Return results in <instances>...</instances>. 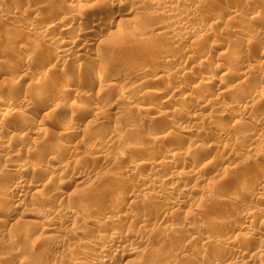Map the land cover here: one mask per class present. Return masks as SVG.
<instances>
[{
    "label": "rangeland",
    "instance_id": "1",
    "mask_svg": "<svg viewBox=\"0 0 264 264\" xmlns=\"http://www.w3.org/2000/svg\"><path fill=\"white\" fill-rule=\"evenodd\" d=\"M102 1L0 0V70L1 67L2 71L5 68L3 73L6 76H0V90L11 91L15 88L14 86L20 83L17 89L19 91L11 95L9 102L12 104L9 106L20 115L15 114V117L9 119L7 114L0 113V127H3L0 128V146H2L0 147V220L4 219L5 223L4 226L0 224V264H68L75 259V255L70 254L67 249H59L57 252L52 249L54 253L48 249L49 252L45 254L49 256L43 255L45 258H41V255L35 259L29 252L31 248H35L37 238L41 235L38 231L39 226L41 228L42 225L47 224L45 211L58 212L54 223L63 228L61 229L62 234L58 237L69 238V248L76 249L77 246L84 243L92 246V242L97 236L96 228L85 224V228L89 226L91 229L88 227L80 229L84 223L78 221L73 213L88 209V206H93V208L95 205L101 206L107 202L106 199L108 200L119 193L127 194L125 197L129 198L133 186L137 196L140 194L142 197L139 195L140 197L133 200L132 207L136 210L134 211L135 216L124 219L122 224L118 225L117 232L119 241H121L119 247L123 246L122 243L125 245L137 244V240H141L140 244H137L140 253L137 257H127L122 264L126 262V264H168L169 262V264H212L215 260L219 264H264V255H262L264 254V243L261 242V239L264 242L263 236L261 238L258 235H251L250 237L249 232L245 230V228H250L249 221L241 215L244 211L253 217L264 214V116L260 115L261 112L264 113V94L262 96L254 95L252 91L254 85L264 86V53H262L264 38L258 39L256 44L248 42L251 37L257 35L253 33L255 27H258L255 29L264 27V17L262 18L264 14L257 19L259 20L258 23L256 22L258 25L255 24V27L252 25L253 32L245 20L253 18L262 10L264 0H170L168 4L178 7L177 19L186 22V25L191 28L193 26L195 29H189V31L175 29L173 38L154 30L159 24L160 26L165 25L164 27L171 26L172 17L166 19V17L158 15L159 10L151 5L152 9L146 1H143L142 5L140 3L133 7H136L135 15H138H130L125 18L127 22L129 19L131 20L129 24L125 22L124 25L123 22L122 26L120 23L118 27L116 24L108 28L106 22L111 20L115 13L127 12L132 3L131 0H120L121 5L109 7L107 2ZM232 7L233 11L229 12L228 9ZM98 14L105 17V21L103 20L104 22L99 26L104 33L100 39L92 42L88 53L72 51L73 54L70 53L65 59L59 60L61 62H58L57 58L54 60L56 56L54 54H57V43L63 39L60 37V29L69 25L72 21L71 17L76 18L77 16L74 21L77 24L74 29L67 32L65 39L68 37L69 40L80 35L84 29H92L93 21L99 16ZM239 17L242 19L239 20ZM163 18L165 22H163ZM244 22L248 25H244L246 24ZM54 24H57V27L55 25L52 37L48 36L50 39L52 38L49 42H45L43 45V43H37L34 40L36 33L46 35V29ZM260 29L264 30V28ZM235 30L240 31L236 33ZM240 33L247 36V41H245V36ZM176 34H178L177 37ZM237 35L245 39L241 45L244 46L243 48L253 45L254 48L252 45L250 46L249 51L252 56L249 52V57L257 69L255 67V71L253 69V72L241 79H237L238 75L236 71H233L234 74L232 73L230 79L223 80L221 74L229 66L219 56H223L224 52L226 56L228 55L227 46L239 38ZM249 36L251 37L249 38ZM204 38L207 42L204 41ZM212 43L216 48L219 46V50L212 49ZM257 46L258 50L255 49ZM256 51L258 52L255 54ZM220 52L221 55H219ZM32 53L34 54L31 55ZM27 54L32 57L30 60L27 58ZM123 58H128L127 60L134 66L132 70L125 69V74L127 72L130 74V71H133V76L137 74L145 81L147 79L146 82L151 85L148 83L149 86L144 84L131 89L128 85L129 88L116 81H111L115 78V75L114 78L111 77L115 74L114 68ZM201 60L210 61V63L206 61L209 65L211 62L214 66L219 64L218 67H214L212 64L213 67L207 66L209 68L208 70L206 68L207 71L205 69L198 70V72L194 71L195 69L192 71L199 74L201 71L203 78L212 76L214 81H211V89L215 84V86L220 85L225 88H232L238 82L242 84L236 94L228 95L231 100L235 101L232 104L234 106L231 105L234 108L227 106V100L215 96L217 92H214L213 98L208 99H216L219 107L212 110L213 112L205 110L201 112V115L199 113L200 116H197L196 120L191 121L189 119L195 115V112L189 107L184 109L180 105V102L188 100L181 91L198 82L185 78V74L191 72L194 63L201 62ZM221 62L226 63V69L222 65L220 66ZM108 69H114V73H111L112 70L111 74L109 71H105ZM6 70L10 71L9 74L12 78L9 77ZM48 73H51V76L53 73V76L58 78L56 81L59 84L55 83L51 85L52 88L48 87L51 89L48 90L49 94L51 92L54 94V89L60 85H68V89L65 90L67 93L64 94L67 96V102L59 103L62 104L61 107L57 104V110L54 106L43 107V109L48 108L45 111L47 115L49 111H52L50 116L48 115L44 119L42 117L45 112L43 111L44 114L41 112L44 98H40L41 101L39 98L35 99L33 102L34 93L30 92L31 87L29 86ZM160 74L166 75L164 80L160 79L158 76ZM199 74L196 77H200ZM116 75L119 76L118 73ZM262 89L264 93V88ZM2 90L0 92H3ZM161 90L164 92L166 90V93L169 91L171 103H164L153 96V92ZM132 93L141 95H138L140 97L138 104L128 98ZM141 107H150L149 109L155 110V112L161 110L164 115L160 116L161 119L155 114L154 116L147 115L139 110ZM236 107H244L247 114L241 113ZM93 108L101 110L104 119H100ZM227 109L231 114L228 117L223 116V113L221 115L220 112ZM74 111L85 114L76 125V131L74 130L71 136L69 135V139L65 140L71 149L76 151V154H70L66 149L63 156L57 158L58 161L61 159L62 163L64 160V165H66L60 167L57 170L59 172H54L51 168L52 163L48 162V156L51 154L49 149L52 145H60V141L64 139L59 134L66 127L67 120ZM117 111L120 116L115 114ZM186 116L187 118H185ZM153 117L155 118L153 119ZM29 118H33L34 121H30ZM169 119L171 123L168 122ZM19 128L32 130L33 134L27 133L22 138L17 134ZM114 131H117L116 137L113 138L115 143L112 141V145L107 149L94 148L95 141L108 142L106 136L109 135L107 134ZM41 137L44 138V141H40ZM117 141L119 142L117 143ZM38 142L41 144L38 145ZM34 143L37 144V148ZM134 144L138 147L137 150L128 149L130 152L125 150ZM167 146L176 148L174 161L168 159ZM198 146L202 150L205 148L204 154L194 152ZM122 153L125 156L126 153H129L136 164L143 163V165L136 167L137 169L133 168L130 172L131 163L125 159ZM100 154L107 156L105 163L98 157L96 158ZM94 157L96 161L93 159ZM152 161L156 163L175 162V169L170 168L171 163L167 166L165 164V167L148 165ZM9 162L18 167H26L28 170L23 174L16 175L7 165ZM100 164L103 166L101 167ZM190 168L196 171L197 179L187 175L181 180L171 177L172 173L180 172L182 174L184 171L188 173ZM152 177L158 183L154 186L160 183L164 184V188L161 184L162 192L159 191V193L154 186L140 183V180ZM36 185L42 189L36 188ZM243 186L247 188V191L242 195L238 188ZM168 187L172 190L169 191ZM182 189L189 192V197L184 199L179 197L180 193L178 192ZM137 190L138 192H136ZM172 202L178 206L171 207ZM67 205H75L72 210L74 212L67 211L66 213ZM92 214L91 217L96 216L95 214L92 216ZM63 215L65 217L73 215L74 220L63 222ZM97 217L100 224H103L105 220L102 219V216L97 215ZM186 223L188 225L190 223L192 226H186ZM23 226L29 228L27 245L25 243L20 245L21 248L15 246L14 250V247L9 250L3 241L8 237L10 239L18 238L19 231ZM259 226L256 225V231L264 235V226ZM74 227L81 230V233L78 230L76 235L72 236ZM82 229L87 231H82ZM204 238L209 239L215 246L218 244L217 247L220 251L219 249L213 250L212 245H204ZM229 243L233 248L227 247ZM153 245L160 249L157 255L151 254L147 250L149 246ZM220 245L223 248H220ZM236 246L238 248L234 249ZM260 247H263V252L258 257L256 252ZM239 249H243V254L240 256L239 253H236V250L239 251ZM139 257L143 258V261L139 260ZM94 258V255H91V258L83 257V259H79V263L93 264L92 259Z\"/></svg>",
    "mask_w": 264,
    "mask_h": 264
},
{
    "label": "bare ground",
    "instance_id": "2",
    "mask_svg": "<svg viewBox=\"0 0 264 264\" xmlns=\"http://www.w3.org/2000/svg\"><path fill=\"white\" fill-rule=\"evenodd\" d=\"M65 2H68V1H70V0H64ZM104 1V3H108L109 4V7L111 6V7H115V6H119V5H121V1L120 0H103ZM102 1V2H103ZM143 1H146L147 2V5L148 4H150L149 6H153L155 9L157 8L159 11V13H157L158 15H161L162 17H166V19L169 17V19H171V17H172V23H171V26H166V27H164V26H160V24H159V26L157 25V27L156 28H154V30L155 31H157V32H160V33H164L165 35H168V36H171L172 38L175 36V32H174V30L175 29H178V31H182V30H188L189 31V29L190 30H195V29H193V26H192V28L189 26V25H186L185 23L186 22H181L182 20H179V19H177V17H178V7L177 6H172L171 4H168V1H170V0H131V7H130V9L127 11V12H121L120 14H116L115 13V15H114V17H112V19L111 20H108V22H106V25H107V27L108 28H111L112 26H114V25H116L117 27H118V25L121 23V26L123 25V22H124V25H125V22H126V24H129V22L131 21L130 19L128 20V22L127 21H125V20H127V19H125V18H128L130 15H133V16H137V15H135V9H136V7L135 8H133L134 6H136V5H138V4H140V5H142V2ZM100 3V2H99ZM170 3V2H169ZM95 4H98V3H95ZM145 4V3H144ZM106 5V4H105ZM234 5V4H233ZM151 6V8L153 9V7ZM108 7V6H107ZM98 8V7H97ZM236 8V7H235ZM154 9V10H155ZM156 9V10H157ZM226 9V8H225ZM233 7L230 9H228V11L229 12H232L233 10ZM262 10L260 11V12H258L257 13V15H255L253 18H250V19H245L246 20V22L249 24V27L251 26V28H249V29H251V31H252V25L254 26L255 24H257L258 23V21L259 20H257L258 18H260V16H262V14H264V5L262 4V8H261ZM236 11V10H235ZM118 12V11H117ZM155 12V11H154ZM153 12V13H154ZM235 13V12H234ZM73 14V13H72ZM71 14V15H72ZM155 14V13H154ZM75 15H77V14H75ZM99 15V14H98ZM149 15V14H148ZM157 15V16H158ZM97 16V15H96ZM151 16V15H150ZM160 16V17H161ZM177 16V17H176ZM264 17V15L262 16V18ZM163 18V19H164ZM70 19V18H69ZM71 19H72V21H70V23H69V25H67V27L66 28H64V29H60L61 31H60V37H62L63 39H65V37H66V34H68L67 32L71 29H74L75 27H76V22H74L76 19H77V16H76V18L73 16V17H71ZM242 18L241 17H239V20H241ZM105 21V17L103 16H97L95 19H94V21H93V25H92V29H84V30H82L81 31V33H80V35L78 34L77 35V37L75 36V38L73 39V37H72V40H69L68 39V37H67V39H65V40H63L62 39V41H59V43H57V49H56V53L57 54H54V55H56L55 57H54V60H55V58H57L58 59V62H61V61H59V60H63V58L65 59L67 56H69V54L71 53V55L73 54L72 53V51H74V52H80V53H88V51H89V47L92 45V42H95V41H97L98 39H100L102 36H103V33H104V31H102L101 29H100V24L101 23H103L104 21ZM161 20V19H160ZM245 20H243V21H245ZM263 20V19H262ZM242 21V22H243ZM264 21V20H263ZM163 22H165V19L163 20ZM167 22V21H166ZM231 22V21H230ZM246 22H244V23H246ZM257 22V23H256ZM160 23V22H159ZM169 23V24H170ZM244 24V25H248V24ZM260 23V22H259ZM261 23H262V21H261ZM260 23V24H261ZM105 24V23H104ZM157 24V23H156ZM168 24V25H169ZM263 24V23H262ZM55 25H56V27H57V24H54V25H51V26H49L47 29H46V35H42V34H37L36 33V35H34V40L37 42V43H43V45H44V43L45 42H49L51 39H50V37H52L51 35H52V33L54 32V30H55ZM105 25V26H106ZM258 25V24H257ZM242 26V25H241ZM196 27V26H195ZM255 27V26H254ZM170 28V29H169ZM171 28H173V29H171ZM247 28H248V26H247ZM255 28H258V27H255ZM254 28V32L253 33H255V35L256 36H254V37H251V36H249V38H250V40L248 41L249 43H251L252 42V44H256V42L258 41V39L260 40V39H262V38H264V30L263 29H260V28H264L263 26L262 27H260L259 29H255ZM117 29V28H116ZM153 29V28H152ZM151 29V30H152ZM182 29V30H181ZM104 30H105V28H104ZM244 30V29H243ZM29 31V30H28ZM76 31V30H75ZM108 31V30H107ZM117 31V30H116ZM204 31V30H203ZM235 31H237L236 33H238V31H240V30H235ZM152 32V31H151ZM251 32V33H252ZM45 33V32H44ZM153 33V32H152ZM242 33H243V31H242ZM110 34V33H109ZM113 34V33H112ZM123 34V33H122ZM241 34V33H240ZM239 34V35H240ZM59 35V34H58ZM120 35V33L118 34V36ZM163 35V34H162ZM209 35V34H208ZM241 35H243V36H245L244 34H241ZM247 35V34H246ZM252 35V34H251ZM259 35V36H258ZM48 36H50V37H48ZM116 37H117V35H115ZM178 36V34H176V37ZM120 37H122V36H120ZM170 37V38H171ZM210 37V36H209ZM237 37H239L238 35H237ZM236 37V38H237ZM246 37L247 36H245V39H246ZM107 38V37H106ZM235 38V39H236ZM245 39H242V37L240 38H237L235 41H233V43L232 44H230V45H228L227 46V53H228V55L226 56L225 54V52H224V54H223V56L221 55V52H220V54L219 55H221V56H219L220 57V59L222 58L223 59V61L225 62L226 61V63H227V65L229 66L228 67V69H230L231 71H229L228 69H226L225 67L227 66L226 65V63L224 64L223 62H221L220 63V66L222 65V67H224L226 70H225V72L223 73V74H221L222 76V78L221 79H223V80H226V79H230V77L232 76V73H233V71H236V73H237V79H241V78H244L245 76H247L248 74H250L251 72H253V69L256 67V69H257V66H253L254 64H252V62H251V60L252 59H250V57H249V50H250V46L252 45H248L249 46V48L247 49V48H243L241 45L244 43V42H242V41H244ZM59 40V39H58ZM176 40V39H175ZM200 40V39H199ZM202 40V39H201ZM210 40V39H209ZM204 41H205V38H204ZM245 41H247V39L245 40ZM177 42V41H176ZM196 42H199V41H196ZM195 42V43H196ZM205 42H207V41H205ZM98 43V42H97ZM195 43H193V44H195ZM248 43V44H249ZM258 43V42H257ZM94 44V43H93ZM103 44V43H102ZM201 44V43H200ZM216 44V43H215ZM178 45V44H177ZM213 45V46H212ZM217 45V44H216ZM215 45V46H216ZM220 45V44H219ZM238 45H240V46H238ZM259 45V44H258ZM204 46V45H203ZM206 46V45H205ZM246 46H247V44H246ZM255 46V45H254ZM92 47V46H91ZM90 47V48H91ZM211 48L212 49H216V50H219V46H218V48H216V47H214V44L212 43L211 44ZM223 48V47H222ZM252 48H254L253 47V45H252ZM258 48V46L257 47H255V49L256 50H258L257 49ZM206 49H208V48H206ZM210 49V48H209ZM221 49V48H220ZM245 49H247V51H245ZM252 50V49H251ZM90 51H91V49H90ZM202 51V50H201ZM208 51V50H207ZM243 51H245V52H243ZM252 51H254V50H252ZM203 52V51H202ZM209 52H210V50H209ZM258 51H256L255 52V54L257 53ZM91 53V52H90ZM223 53V52H222ZM262 53H264V51L262 52ZM261 53V54H262ZM30 54V53H29ZM34 53H32L31 55H33ZM250 55L252 56V54H251V52H250ZM217 56H218V54H217ZM34 57V56H33ZM77 57H78V55H77ZM126 57V56H125ZM218 57V58H219ZM27 58H29V60L32 58L30 55H28L27 54ZM36 58V57H35ZM56 59V60H57ZM128 59V58H127ZM127 59H121V62H119V63H117V65H116V67L114 68L116 71H115V74H113L114 72H113V70L111 71L110 69H108V70H105V71H109V73H110V71H111V73L113 74L111 77H113L114 78V75H115V78L114 79H111V81H116L117 83H121V85L122 86H129L131 89L132 88H136V87H140L141 85H148L149 86V84L146 82L147 81V79H146V81H145V79L144 78H142V77H140L139 75L137 76V74H135L134 76H133V71H130L131 73L130 74H128V72H127V74H125L126 72H125V69L127 70V69H134L133 67V65L130 63V61L129 60H127ZM207 60H204V61H202L201 60V62H196V63H194V65L192 66V70H191V72H189V73H187V74H185V76H182V77H185V78H189V79H194V81H198L197 83L195 82L194 84H191L190 85V87H188L187 89H183L181 92H183L184 94H185V98H187L188 100H187V102H180V105L182 106V107H184V109L187 107H189L190 109H193L194 111L193 112H195V115L193 116V115H191V116H193L192 118H190L189 120H191V121H194V120H196V117L197 116H200L201 115V112H203V111H205V110H215V109H217L218 107H219V104H218V101H216V99H208V98H213L212 97V94L214 93V92H217V94L215 95V96H218V97H223L224 99H226L227 100V106H229V107H231V105L233 104V103H235V101H233V100H231L229 97H228V95H231V96H233V94H236L237 93V91L240 89V86H241V82L239 83H237L236 85H234L232 88H225V87H223V86H220V85H218V86H215L214 85V87L211 89V87H212V85H211V81L213 80L214 81V79H213V77L212 76H207V77H204L203 78V76H202V74H201V71H200V74L199 73H197L198 72V70H206V68H207V70L209 69L207 66H214V64H212V62H211V64L209 65L207 62H209L210 63V61H207ZM220 61H222V60H220ZM66 62V61H65ZM216 62H218L217 60H216ZM224 64V66H223V64ZM134 64V63H133ZM217 64V63H216ZM219 65V64H218ZM218 65L217 66H214V67H218ZM226 65V66H225ZM212 66V67H213ZM220 66H219V68H220ZM24 67H26V66H24ZM113 68V67H112ZM4 70L3 71H5V68H3ZM22 69H24V68H22ZM80 69H81V67H80ZM107 69V68H106ZM195 69V70H194ZM259 69V68H258ZM99 70H101V69H99ZM144 70V69H143ZM197 71V72H195V73H193L192 71ZM206 70V71H207ZM260 70V69H259ZM3 71H2V67H1V70H0V76H5V74L3 73ZM21 71V70H20ZM56 71V70H55ZM102 71V70H101ZM104 71V70H103ZM139 71V70H138ZM215 71H217V69H215ZM254 71H255V69H254ZM6 72L8 73V75H9V77L10 78H12L11 76H10V74H9V72L6 70ZM49 72V71H48ZM57 72V71H56ZM140 72V71H139ZM138 72V73H139ZM159 72V71H158ZM203 72H205V71H203ZM6 73V74H7ZM110 73V74H111ZM119 74V76H117L116 74ZM136 73H137V71H136ZM160 73V72H159ZM217 73V72H216ZM255 73V72H254ZM45 74V73H44ZM56 74V73H55ZM103 75H104V73H102ZM106 74H108V73H106ZM109 74V75H110ZM158 74V73H157ZM165 74V73H164ZM198 74L200 75V77H196V76H198ZM234 74V73H233ZM253 74V73H252ZM81 75V74H80ZM79 75V76H80ZM109 75H108V77H109ZM170 75V74H169ZM175 75V74H174ZM45 77H43L42 79H40V80H37L33 85H31V86H29V87H31L30 88V92L31 93H34V96H33V98H32V101L34 102V100L35 99H38L39 98V101H41L40 100V98H44V100L42 101L43 103H42V110H41V112H45L49 107H51V106H54V108H56L55 110H57V108H58V105L57 104H59V103H61V102H65L67 99H66V97L67 96H65L64 94L65 93H67V92H65V90H67L68 88H67V86L68 85H60V87H57V89L55 90L54 88V91H55V93L54 94H56V95H54V94H52V92H51V94H49V92L50 91H48L49 89H48V87H53V86H51L52 84H58L57 83V81H56V79H58V78H56L55 76H53V73H52V76H51V73L49 74H46V75H44ZM66 76V75H65ZM106 76V75H105ZM144 76V75H143ZM159 77H160V79L162 78L163 80L165 79V77H166V75H163V74H160V75H158ZM236 76V75H235ZM6 77V76H5ZM14 77V76H13ZM27 77V76H26ZM91 77H92V75H91ZM159 77H158V79H159ZM170 77V76H169ZM174 77V76H173ZM179 77V76H178ZM21 78V77H20ZM72 78V77H71ZM99 78V77H98ZM89 79V78H88ZM92 79V78H91ZM93 79H94V77H93ZM92 79V80H93ZM179 79V78H178ZM220 79V80H221ZM19 80V79H18ZM22 79H20L19 81H21ZM81 80H82V78H81ZM80 80V81H81ZM100 80H101V78H100ZM171 80V79H170ZM261 80V79H260ZM18 81V82H19ZM79 81V82H80ZM99 81V80H98ZM149 81V80H148ZM155 81V80H154ZM254 81V80H253ZM17 82V81H16ZM26 82V81H25ZM70 82V81H69ZM95 82V81H94ZM96 82H97V80H96ZM150 82H152V81H150ZM177 82V81H176ZM224 82V81H223ZM226 82V81H225ZM243 83H245L244 81H243ZM180 84V83H179ZM222 84V83H221ZM59 85V84H58ZM91 85V84H90ZM151 85V84H150ZM210 85H211V87H210ZM18 86H20V83H19V85L17 84L16 86H14L13 88L14 89H12L11 91L10 90H5V91H3L2 89V91L3 92H0V113H3V115H6L7 114V116H8V118L9 119H11V118H13V116L16 114V115H18L17 114V112H16V110L14 109V108H11L9 105L11 104V103H9L10 102V97H11V95H14V94H16L17 93V91H19V90H17L18 89ZM69 86H71L70 84H69ZM120 86V85H119ZM127 86V87H128ZM225 86V85H224ZM128 87V88H129ZM243 87V86H242ZM22 88V87H21ZM67 88V89H66ZM262 88H264V86H262V87H260V86H256V85H254L253 86V94L254 95H260V96H262L264 93H263V89ZM0 90V91H1ZM51 90V89H50ZM9 91V92H8ZM69 91V90H68ZM108 91H109V89H108ZM71 92V91H70ZM98 92V91H97ZM167 91L165 90V92H164V90L162 91H156V92H153V96H156L159 100H162L164 103L165 102H170V97H169V95H168V93H169V91H168V93H166ZM242 92V91H241ZM19 93V92H18ZM77 93V92H76ZM182 93V94H183ZM78 95H79V93H77ZM215 94V93H214ZM245 94V93H244ZM64 95V96H63ZM66 95H68V94H66ZM76 95V94H75ZM82 95V94H81ZM138 95H140L139 93L138 94H135V93H132V95L130 96V97H128L133 103H137L138 102V100H139V98L140 97H138ZM239 95H240V93H239ZM141 96V95H140ZM183 96V95H182ZM253 96V95H252ZM75 97V96H74ZM97 97V96H96ZM228 97V98H227ZM248 97H249V95H248ZM13 98V97H12ZM16 98V97H15ZM18 98V97H17ZM16 98V99H17ZM207 98V99H206ZM252 98V97H251ZM254 98V97H253ZM263 98V97H262ZM249 99V98H248ZM255 99V98H254ZM68 100H69V98H68ZM235 100V99H234ZM257 101V100H256ZM264 101V100H263ZM67 102V101H66ZM72 102H74L73 100H72ZM143 102V101H142ZM14 103V102H13ZM30 103H31V101H30ZM171 103V102H170ZM16 104V103H15ZM27 104H29V103H27ZM43 104H44V106H43ZM64 104V103H63ZM74 105H75V102L73 103ZM138 104V103H137ZM136 104V105H137ZM142 104V103H141ZM248 104V103H247ZM12 105V104H11ZM38 105H40L39 103H38ZM57 105V107H55ZM62 105V104H61ZM61 105L59 104V106L61 107ZM77 105V104H76ZM28 106V105H27ZM45 106H48V108L47 109H43V107H45ZM73 106V105H72ZM71 106V107H72ZM147 106V105H146ZM232 106H234V105H232ZM63 107H64V105L62 106V109H63ZM74 107V106H73ZM229 107H226V108H229ZM241 107V106H240ZM240 107H236L237 109H238V111H240L241 113H245V114H247V111L245 110V108L244 107H242V108H240ZM26 108V107H25ZM40 108V107H39ZM68 108V107H67ZM66 108V109H67ZM101 108V107H100ZM150 107H148V108H146V107H144V108H139V110H142L145 114H147V115H153L154 116V114L156 115V116H158L159 118H160V116H163L164 114H163V112L160 110H158V111H156L155 112V110H152V109H149ZM151 108H153V107H151ZM231 108H234V107H231ZM252 108V107H251ZM65 109V108H64ZM79 109V108H78ZM94 110H95V113L99 116V118L100 119H104V118H102L103 116H102V113L103 112H101V110L99 111V109H95V108H93ZM137 110H138V107L136 108ZM225 109V108H224ZM247 109V108H246ZM40 110V109H39ZM77 110V109H76ZM135 110V109H134ZM236 110V109H235ZM251 110V109H250ZM65 111V110H64ZM187 111V110H186ZM192 111V110H191ZM231 111H233V109H231ZM237 111V110H236ZM235 111V112H236ZM19 112V111H18ZM44 112H43V114H44ZM52 111H49L48 112V115L51 113ZM105 112V111H104ZM115 112H116V110H115ZM213 112V111H212ZM261 112V111H260ZM259 112V113H260ZM165 113V112H164ZM177 113V112H176ZM199 113H200V115H199ZM211 113V112H210ZM221 113V115H222V113H223V116H229L230 114H231V112H229V109H227V110H225V111H222V112H220ZM59 114V113H58ZM105 114V113H104ZM103 114V115H104ZM107 114V113H106ZM115 114H119L118 113V111H117V113H115ZM213 114V113H212ZM20 115V114H19ZM47 115V112H45V114L43 115L44 117H42V118H46V117H48V115ZM83 115H85V114H82L81 112H79V111H74V112H72L71 113V115H70V118H69V120H67L68 121V123H67V125H66V127H64V129H62V131L60 132V134H59V136H61V137H64V139L63 140H61L60 141V145H55V146H53L52 145V147H50V151H51V154H50V156H48V162H51L52 163V169L54 170V172L55 171H57V170H59V168L60 167H64L65 165H64V160H62L63 161V163L62 162H60L61 161V159H60V161H58V159L57 158H60L61 156H63V153L65 152V150L67 149L69 152H70V154H73V155H75L76 153V151H73L72 149H71V146H69L68 145V142L67 141H65L66 139H69V137L71 136V133L72 132H74V130L77 128V126L76 125H78V123L83 119ZM177 115V114H176ZM209 115H211V114H209ZM215 115V114H214ZM217 115V114H216ZM260 115H262V116H264V113L263 112H261L260 113ZM50 116V115H49ZM106 116V115H105ZM118 116H120V114L118 115ZM155 116V117H156ZM212 116V115H211ZM218 116H219V114H218ZM15 117V116H14ZM56 117V116H55ZM110 117V116H109ZM155 117H153V119L155 118ZM17 118V117H16ZM15 118V119H16ZM53 118H54V116H53ZM66 118V117H65ZM98 118V119H99ZM185 118H187V116L185 117ZM49 119V118H48ZM55 119V118H54ZM106 119V118H105ZM151 119V118H150ZM161 119V118H160ZM18 120V119H17ZM16 120V121H17ZM29 120L31 121V120H33L34 121V119L33 118H29ZM147 120H149V119H147ZM49 121V120H48ZM150 121V120H149ZM14 122H15V120H14ZM36 122V121H35ZM39 122V121H38ZM168 122L169 123H171V120L169 119L168 120ZM177 122V121H176ZM37 123V122H36ZM40 124V123H39ZM100 124V123H99ZM175 124V123H174ZM173 125V124H172ZM24 126V125H23ZM40 126V125H39ZM171 127V126H170ZM176 127V126H175ZM0 128H3V127H0ZM114 128V127H113ZM227 130V129H226ZM15 131V130H14ZM32 131V130H31ZM29 129H27V128H19L18 130H17V134L18 135H21L22 136V138L23 137H25L26 135L25 134H27V133H32ZM76 131V130H75ZM113 131V130H112ZM116 132L117 131H114L113 133H114V135H113V133L111 132H107L108 134L107 135H109V136H106L107 137V141L108 142H103L102 143V141L99 143V142H96L95 141V144H94V148H97L98 147V149H100V148H102V149H107L110 145H112L111 143H112V141H113V138H114V136L116 135ZM35 133V132H34ZM38 133V132H37ZM120 133V132H119ZM225 133H227V131H225ZM33 134V133H32ZM223 134H224V131H223ZM25 135V136H24ZM70 135V136H69ZM104 135V134H103ZM166 136V135H165ZM83 137V136H82ZM116 137V136H115ZM120 137V136H119ZM98 138V137H97ZM118 138V137H117ZM116 138V139H117ZM167 138V137H166ZM41 139L42 140H40V141H44L43 139L44 138H42L41 137ZM100 140V139H99ZM255 140V139H254ZM259 140V139H258ZM38 141H39V139H38ZM115 141V140H114ZM113 141V142H114ZM121 141V140H120ZM171 141V140H170ZM119 141H117V143H118ZM264 142V141H263ZM262 142V143H263ZM36 143H37V141H36ZM36 143H34V145H35V148H37V144ZM44 143V142H43ZM115 143V142H114ZM41 144V142H38V145H40ZM97 144V145H96ZM119 145V144H118ZM135 145V146H134ZM133 146H130V147H127V149H125L126 151H128V152H130L129 150H131V149H133V150H137V148L138 147H136V144H134ZM0 147H2V146H0ZM34 148V149H35ZM93 148V149H94ZM140 148V147H139ZM203 148V147H202ZM2 149V148H1ZM76 149V148H75ZM129 149V150H128ZM30 150V149H29ZM39 150V149H38ZM66 150V151H67ZM78 150V149H77ZM204 150H205V148H204ZM204 150H202L201 148H199V146H198V148L196 147V149H195V153H199V154H204L205 152H204ZM28 151V150H27ZM37 151V150H36ZM105 151V150H104ZM125 151V152H126ZM32 152V151H31ZM30 152V153H31ZM78 152V151H77ZM166 152H167V154H168V159L170 158L171 159V161H174V155H175V152H176V148L175 147H173V146H167V148H166ZM29 153V154H30ZM91 153V152H90ZM105 153V152H104ZM194 153V154H195ZM92 154V153H91ZM103 154V153H102ZM102 154H100V155H98V156H96V158L98 157L99 159H101V161H104V163L107 161V153H106V155H102ZM123 154V153H122ZM121 154V155H122ZM166 154V155H167ZM120 155V156H121ZM124 155V154H123ZM234 155H236V154H234ZM27 156V155H26ZM72 156V155H71ZM125 156V155H124ZM122 157V156H121ZM31 158V157H30ZM95 157L93 158L94 160L96 159ZM120 158V157H119ZM124 158V157H123ZM47 159V158H46ZM125 159L126 160H128V162L129 163H131L130 164V166H129V171L130 172H132V170H133V168H136V167H138V166H142L143 165V163H138V164H136L135 162H134V160H132V156L131 155H129V153H126V156H125ZM169 159V160H170ZM182 159V158H181ZM8 160V159H7ZM55 160H57L56 162H55ZM109 160V159H108ZM117 160V159H116ZM179 160H180V158H179ZM96 161V160H95ZM100 161V160H99ZM171 161H169V163H167L168 161H164V162H158V163H156L155 161L153 162H149V164L148 165H158V166H164L165 167V164H166V166L168 165V164H170L171 163V165H170V168L172 169V168H174L175 169V162L173 163V162H171ZM93 162V161H92ZM54 163V164H53ZM103 163V162H102ZM77 164V163H76ZM93 164V163H92ZM97 164V163H96ZM147 163H145V165H146ZM9 167H11L12 168V172H14L16 175H20V174H23V173H25L28 169L25 167H18V166H15V165H13L12 164V162H9L8 164H7ZM106 165V164H105ZM173 165V166H172ZM95 166V165H94ZM100 166H101V164H100ZM103 166V165H102ZM101 166V167H102ZM147 166V165H146ZM149 167V166H148ZM169 167V166H168ZM98 168V167H97ZM158 168V167H157ZM56 169V170H55ZM61 169H63V168H61ZM92 169V168H91ZM137 169V168H136ZM161 169V168H160ZM30 170V169H29ZM95 170V169H94ZM154 170V169H153ZM163 170V169H162ZM62 171V170H61ZM128 171V172H129ZM169 171V170H168ZM173 172H175V170H172ZM184 171V170H183ZM57 172H59V171H57ZM154 172V171H153ZM157 172V171H156ZM185 173H186V171H184ZM184 172H182V174L180 173V172H178V173H172L171 174V177L173 176V178L175 177V178H178V179H182L183 177H185L186 175L189 177V176H191V178L193 177V178H198L197 177V173H196V171H194V170H192L191 168L188 170V173H184ZM51 174V173H50ZM153 174V173H152ZM157 174V173H156ZM122 175V174H121ZM121 177V176H120ZM126 179H128V178H126ZM157 179V178H156ZM160 179H162V178H160ZM170 179V177L168 178V180ZM184 179V178H183ZM159 180V179H158ZM141 181V182H140ZM139 182L140 183H144L143 185H146L147 184V186H154L155 184H158V183H156L155 182V179H153V177L152 178H146V179H144V180H140ZM164 181H166V180H164ZM177 181V180H176ZM260 181V180H259ZM130 182V181H129ZM161 184L162 183H160L159 185H156V186H154V188H156L157 190H158V192L159 191H161L162 189H161V187L164 185V184H162V186H161ZM142 185V186H143ZM129 186V185H128ZM171 186V185H170ZM36 188H40V186L38 187L37 185H36ZM133 189H135L134 188V186L132 187ZM163 188H164V186H163ZM166 188V187H165ZM40 189H42V188H40ZM46 189V188H45ZM133 189H131L132 190V193H131V195H129L130 197L129 198H127V197H125V196H127V194L126 195H122L121 193H119V194H117V195H115L114 197H111V198H109L108 200L106 199V201L107 202H105V204H102L101 206L100 205H98V203H96L98 206H96L95 205V208H93V206L91 207V206H88L87 208L88 209H85V210H83V211H81V212H79L78 211V213H73L74 214V216H75V218H77V220L78 221H80V222H82V224L84 223V227L81 225V227H80V229L81 228H85V224L86 225H90L91 227H94V228H96V234H97V236H96V238H95V240L92 242V246L91 245H89L88 243H84V244H81L80 246H77L76 247V249H73V248H69L68 246H69V238H60V237H58L60 234H62V231H61V229H63V228H61L58 224H55L54 223V221H55V219H56V216L58 215V212H56V211H54V213L52 212H48V211H45L46 212V217H45V219L47 220V224H44V223H42V224H44V225H42L41 226V228H40V226H39V228H38V231H39V234L41 233V235L39 236V238H37L38 240H37V242H36V246H35V248H31L30 249V254L32 255V256H34V259L36 258V257H38V256H41V258H45V257H43V255H46L45 253L47 252H49V250L51 251L52 249L54 250V251H59V249L60 250H62V249H67V251L70 253V254H72V255H75V259L73 260V261H70V262H68V264H80L79 263V259L81 258V259H83V257H88V258H91V255L93 256L94 255V259H92L93 260V264H122L123 262H124V260L128 257H130V256H134V257H137L138 255H139V253H140V250H138L139 248H138V246H137V244H140V241H138L137 240V244L135 243H133V244H127V245H125V244H123L122 243V245L123 246H121V247H119V245H121V243H119V242H121V241H119V233L117 232L118 230H117V227H118V225H120V224H122L121 222H123V220L124 219H126V218H129V217H132L135 213H134V211H136L133 207H132V203H134L133 202V200L134 199H136V198H138V197H140L141 195L140 194H138V196H137V193H135V190H133ZM137 189V188H136ZM167 189V188H166ZM22 190V189H21ZM168 190L169 191H171L172 190V188H169L168 187ZM167 190V191H168ZM181 191V192H180ZM178 193H180L179 195V197L180 198H182V199H184V198H186V197H189V192L187 191V190H184V189H182V190H180ZM238 191H239V193L240 194H245V192L247 191V188H245L244 186L243 187H239L238 188ZM136 192H138V190L136 191ZM162 192V191H161ZM160 193V192H159ZM165 193V192H164ZM168 193V192H167ZM256 194H258V192H255ZM42 194H43V192H42ZM100 194V193H99ZM125 194V193H124ZM226 194V193H225ZM224 194V195H225ZM23 195V194H22ZM140 195V196H139ZM227 195V194H226ZM255 195V194H254ZM144 197L145 196H147V195H143ZM51 197H52V195H51ZM142 197V196H141ZM32 198V197H31ZM93 198V197H92ZM261 199V198H260ZM4 200V199H3ZM40 200V199H39ZM31 201V200H30ZM94 201V200H93ZM175 201V200H174ZM178 201V200H177ZM176 201V202H177ZM183 202H184V200H183ZM107 203V204H106ZM175 203L174 202H172L171 204H170V206L171 207H177L178 205H174ZM178 204V203H177ZM180 204H181V202H180ZM35 205V204H34ZM63 205V204H62ZM60 206V205H59ZM68 207H66V209H65V211H66V213H67V211L68 212H74V211H72L73 209H74V206H70V205H67ZM62 207V206H61ZM63 207H64V205H63ZM96 207H98V208H96ZM76 208V207H75ZM55 209V208H54ZM13 211V210H12ZM92 212H94L93 214H92ZM12 213V212H11ZM62 213V212H61ZM60 213V214H61ZM45 214V213H44ZM91 214H92V216H94V214L96 215L95 217H91ZM9 215V214H8ZM65 215V214H64ZM63 215V216H64ZM97 215H100V216H102V219H104L105 221H104V223L103 224H100V221H99V219H100V217H99V219H98V217H97ZM241 215L243 216V218L244 219H246V220H248L249 221V225H250V228H248V229H246L245 228V230H247L246 232H249V234H250V237H251V235L252 236H255V235H258V236H263V239H264V235H263V233H259V232H257L256 230V225H260V226H264V214H258V215H256V216H251V214L250 213H248V212H246V211H244L243 213H241ZM6 216V215H5ZM62 216V215H61ZM135 216V215H134ZM7 217V216H6ZM6 217H5V219H6ZM8 217H11V216H8ZM58 217H60V216H58ZM57 217V218H58ZM9 219V218H8ZM70 219V220H69ZM4 219H2V220H0V224H3V226H4V221H3ZM62 220H63V217H62ZM74 220V218H73V215H71L70 217H65L64 216V220H63V222L64 221H66V222H71V221H73ZM53 221V222H52ZM46 222V221H45ZM125 222V221H124ZM142 222V221H141ZM144 225V224H143ZM186 226H189V225H191L190 223H189V225L186 223L185 224ZM192 226V225H191ZM259 226V227H260ZM88 227V229H91V228H89V226H87ZM86 227V228H87ZM243 227V226H242ZM241 227V228H242ZM258 227V228H259ZM75 228V227H74ZM85 228V229H86ZM240 228V229H241ZM85 229H82V231L83 230H85ZM109 229H111V232H109ZM121 229V228H120ZM78 230L79 229H74V230H72V232L73 233H71L72 234V236H75L76 235V233L78 232ZM93 230V229H92ZM100 230V231H99ZM37 231V232H38ZM85 231H87V230H85ZM94 231H95V229H94ZM79 232L81 233V230H79ZM83 233V232H82ZM29 228H27V227H25V226H23L22 227V229H20V231H19V235H18V238H15V239H10L9 237L5 240V241H3L4 243L3 244H5V245H7V247H9V250H10V248L11 247H14L13 248V250L15 249V246L17 247L18 246V248H21L20 247V245H23V244H25L26 243V245H27V241H28V239H29ZM35 234V233H34ZM38 234V233H37ZM42 234H43V236H44V238H43V236H42ZM136 236V235H135ZM249 236V235H248ZM47 237V238H46ZM46 238V239H45ZM136 238V237H135ZM138 238V237H137ZM262 238V237H261ZM49 239V240H48ZM203 240V239H202ZM135 241H136V239H135ZM260 241V240H259ZM2 242V241H1ZM139 242V243H138ZM252 242V241H251ZM261 242H262V244L264 243L263 241H262V239H261ZM215 243V242H214ZM203 244L204 245H212V249L213 250H217V249H219V247H217L218 246V244L215 246L209 239H206V238H204V240H203ZM225 244V243H224ZM25 246V245H24ZM100 246V247H99ZM222 247V245H220V248ZM227 247H229L230 249L231 248H233V246L231 245V243H229V244H227ZM223 248V247H222ZM228 248V249H229ZM238 247L236 246L234 249H237ZM242 248V247H241ZM49 249V250H48ZM117 249H119V250H117ZM225 249H226V246H225ZM263 247H260V249L256 252L257 253V256L259 257V256H261V254H262V252H263ZM52 250V252L54 253V251ZM147 250L151 253V254H158L159 253V248H158V246L156 247V246H149L148 248H147ZM243 250V249H242ZM242 250L241 249H239V251H237L236 250V253H239L238 255L240 256V254H243L242 253ZM245 250V249H244ZM112 251V252H111ZM219 251H220V249H219ZM217 252V251H216ZM215 252V253H216ZM244 252V251H243ZM14 253V252H13ZM150 253H148V254H150ZM49 254H52V253H49ZM214 254V253H213ZM254 254V253H253ZM260 254V255H259ZM55 255H57V254H55ZM144 255V254H143ZM237 255V256H238ZM254 255H256V254H254ZM253 255V256H254ZM262 255H264V254H262ZM46 256H49V255H46ZM142 256V255H141ZM140 256V257H141ZM153 256V255H152ZM28 257V256H27ZM53 257H56V256H54L53 255ZM139 257V258H140ZM16 258V257H15ZM26 259V258H25ZM33 259V260H34ZM39 259V258H38ZM143 258H140L139 260H142ZM13 260V259H12ZM131 260V259H130ZM15 261H17V260H15ZM29 261V260H28ZM31 261V260H30ZM133 261V260H132ZM143 261V260H142ZM221 261V260H220ZM219 261V262H220ZM13 262H14V260H13ZM31 262H33V261H31ZM40 262V261H39ZM83 262V261H82ZM81 262V263H82ZM129 262V261H128ZM36 263V262H35ZM127 263V262H126ZM125 263V264H126ZM145 263V262H144ZM170 263V262H169ZM168 263V264H169ZM212 264H219L218 262H217V260H215Z\"/></svg>",
    "mask_w": 264,
    "mask_h": 264
}]
</instances>
